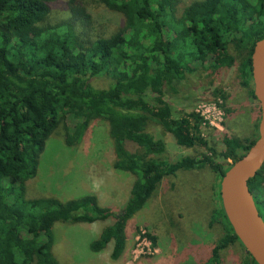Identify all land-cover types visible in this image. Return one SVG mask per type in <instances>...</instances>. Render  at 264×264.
<instances>
[{"label": "trees", "instance_id": "obj_1", "mask_svg": "<svg viewBox=\"0 0 264 264\" xmlns=\"http://www.w3.org/2000/svg\"><path fill=\"white\" fill-rule=\"evenodd\" d=\"M57 1L0 0V264H57L53 228L61 222H107L89 249L95 254L110 250V258L118 260L129 219L145 207L162 180L202 169L217 176L211 222L224 230L203 264H221L220 252L242 244L220 197L222 176L232 164L215 158L234 164L257 138L261 115L253 94L251 54L264 38V0H194L183 9H178L179 0H92L121 20L115 30L88 13L83 0H68V20L47 23ZM231 47L246 51L237 72L254 101L256 136L244 141L224 134V150L218 152L201 133L202 119L194 113L174 118L164 96L196 64L210 59L214 68H231L236 60ZM103 76L110 79L108 86L95 87L93 79ZM96 119L108 122L114 168L133 178L121 208L112 212L87 196L67 202L27 199L26 185L37 174L39 157L57 127L66 124L65 141L73 146ZM150 125L170 134L179 147H203L211 154L167 163L160 158L165 143L148 131ZM248 186L264 221V165ZM240 264L256 262L246 252Z\"/></svg>", "mask_w": 264, "mask_h": 264}, {"label": "rangeland", "instance_id": "obj_2", "mask_svg": "<svg viewBox=\"0 0 264 264\" xmlns=\"http://www.w3.org/2000/svg\"><path fill=\"white\" fill-rule=\"evenodd\" d=\"M194 0H179L183 9ZM85 2V3H84ZM87 12L101 21L109 30L121 25V20L92 0H83ZM68 0H58L51 6L47 23L68 20ZM235 63L231 68H214L212 60L196 70L185 80L167 90L164 96L174 118L194 113L202 121L201 133L209 146L218 152L224 150L222 138L227 135L239 140L256 136V113L249 96L238 77V66L245 50L231 47ZM93 85L105 88L110 83L107 76L94 78ZM223 94L225 97L222 99ZM258 105L257 103H255ZM74 121H67L68 127ZM61 124L45 144L39 157L37 174L26 185L27 199L54 198L67 202L91 197L100 207L117 212L125 203L132 176L114 168L117 160L109 125L104 119L90 122L81 142L68 146L66 130ZM148 131L165 143L160 156L167 163L181 157H197L211 152L203 147L182 148L174 138L155 125ZM221 164L232 160L215 158ZM217 176L208 169L178 171L165 177L148 200L145 207L129 219L126 226V246L122 257L112 260L110 250L92 253L89 245L95 241L105 223H56L53 228V257L57 264H203L211 258V251L224 235L222 226L211 222L214 208L213 188ZM246 251L239 243L220 252L221 264H240Z\"/></svg>", "mask_w": 264, "mask_h": 264}, {"label": "water", "instance_id": "obj_3", "mask_svg": "<svg viewBox=\"0 0 264 264\" xmlns=\"http://www.w3.org/2000/svg\"><path fill=\"white\" fill-rule=\"evenodd\" d=\"M251 76L261 115L257 138L245 157L232 163L222 176L220 197L226 218L245 251L256 264H264V221L248 186L264 165V38L254 44Z\"/></svg>", "mask_w": 264, "mask_h": 264}]
</instances>
